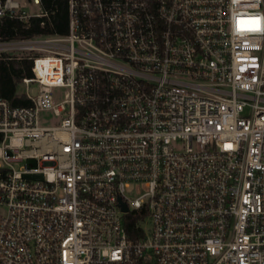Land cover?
<instances>
[{"label": "built area", "instance_id": "obj_1", "mask_svg": "<svg viewBox=\"0 0 264 264\" xmlns=\"http://www.w3.org/2000/svg\"><path fill=\"white\" fill-rule=\"evenodd\" d=\"M66 3L67 34L0 37L31 62V104L0 95V264H264V0Z\"/></svg>", "mask_w": 264, "mask_h": 264}, {"label": "trees", "instance_id": "obj_2", "mask_svg": "<svg viewBox=\"0 0 264 264\" xmlns=\"http://www.w3.org/2000/svg\"><path fill=\"white\" fill-rule=\"evenodd\" d=\"M52 5L55 14L51 20L46 22L45 27L41 25L42 19L35 17L30 22L19 19L4 18L0 21V37L7 39H22L40 34L68 33V11L66 0H48L45 2ZM31 62L28 60H14L0 58V95L8 99L14 106L30 105L31 101L20 88L23 76L31 75ZM138 217L128 215L126 228L131 235L137 231Z\"/></svg>", "mask_w": 264, "mask_h": 264}, {"label": "rangeland", "instance_id": "obj_3", "mask_svg": "<svg viewBox=\"0 0 264 264\" xmlns=\"http://www.w3.org/2000/svg\"><path fill=\"white\" fill-rule=\"evenodd\" d=\"M21 2H25L27 0H20ZM22 90L25 89V86H21L20 87ZM36 90V87L35 85H31V91L34 93ZM55 93H56V97L59 98V99H62L63 98V95H64V92L62 89H56L55 90ZM40 121H41V124L42 125H53L55 124L57 121H58V117H56L52 112H43L41 114V117H40ZM23 165V162H17L15 163V166L16 168H21ZM143 185H137L135 187H132L128 190V193H129V196L132 197V198H136L138 197L139 195H141L142 191H143ZM152 227V224L151 222L147 223L145 225V228L147 231H149Z\"/></svg>", "mask_w": 264, "mask_h": 264}, {"label": "water", "instance_id": "obj_4", "mask_svg": "<svg viewBox=\"0 0 264 264\" xmlns=\"http://www.w3.org/2000/svg\"><path fill=\"white\" fill-rule=\"evenodd\" d=\"M121 206H122L123 211L127 212L129 210L125 203L122 202Z\"/></svg>", "mask_w": 264, "mask_h": 264}]
</instances>
